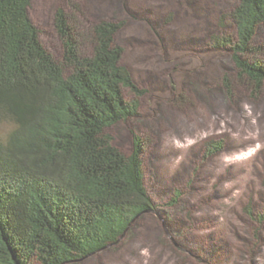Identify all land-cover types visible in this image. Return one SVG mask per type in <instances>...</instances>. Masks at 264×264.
<instances>
[{
	"label": "trees",
	"instance_id": "obj_1",
	"mask_svg": "<svg viewBox=\"0 0 264 264\" xmlns=\"http://www.w3.org/2000/svg\"><path fill=\"white\" fill-rule=\"evenodd\" d=\"M31 2L0 0V124L14 126L0 138V264H69L118 243L156 208L144 141L136 137L126 154L107 133L139 115L146 92L123 64L116 38L124 22L86 29L58 10L60 61L41 41ZM230 17L235 34L212 38L216 50L230 51L236 73L223 85L233 95L238 82L257 96L264 92V0H239ZM224 149L223 140L209 141L205 157ZM245 211L254 217L251 204Z\"/></svg>",
	"mask_w": 264,
	"mask_h": 264
},
{
	"label": "rangeland",
	"instance_id": "obj_2",
	"mask_svg": "<svg viewBox=\"0 0 264 264\" xmlns=\"http://www.w3.org/2000/svg\"><path fill=\"white\" fill-rule=\"evenodd\" d=\"M238 3L32 0L29 14L41 41L60 61L58 10L86 29L124 22L116 38L123 64L146 92L139 115L107 133L126 154L136 137L144 141L145 182L156 208L118 243L69 264H263L264 92L254 96L235 82L230 95L223 77L236 75L231 53L212 46L213 37L235 34L230 13ZM260 35L262 43L264 27ZM13 128L0 124V138ZM212 140H223L225 149L206 158ZM250 204L254 217L245 211Z\"/></svg>",
	"mask_w": 264,
	"mask_h": 264
},
{
	"label": "bare ground",
	"instance_id": "obj_3",
	"mask_svg": "<svg viewBox=\"0 0 264 264\" xmlns=\"http://www.w3.org/2000/svg\"><path fill=\"white\" fill-rule=\"evenodd\" d=\"M263 231H264V228H263ZM264 242V240H263ZM188 252V251H187ZM261 258L263 259V264H264V243H263V247H262V251H261Z\"/></svg>",
	"mask_w": 264,
	"mask_h": 264
},
{
	"label": "water",
	"instance_id": "obj_4",
	"mask_svg": "<svg viewBox=\"0 0 264 264\" xmlns=\"http://www.w3.org/2000/svg\"><path fill=\"white\" fill-rule=\"evenodd\" d=\"M153 212V211H152ZM176 243V242H175ZM177 244V243H176ZM178 245V244H177ZM179 246V245H178Z\"/></svg>",
	"mask_w": 264,
	"mask_h": 264
}]
</instances>
